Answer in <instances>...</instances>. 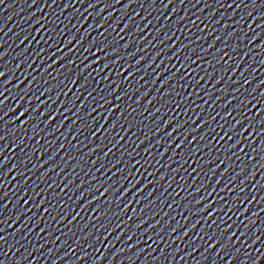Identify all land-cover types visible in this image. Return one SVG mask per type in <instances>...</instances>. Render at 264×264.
<instances>
[{
    "label": "water",
    "instance_id": "95a60500",
    "mask_svg": "<svg viewBox=\"0 0 264 264\" xmlns=\"http://www.w3.org/2000/svg\"><path fill=\"white\" fill-rule=\"evenodd\" d=\"M0 73V264H264V0H0Z\"/></svg>",
    "mask_w": 264,
    "mask_h": 264
},
{
    "label": "snow or ice",
    "instance_id": "6c2138e0",
    "mask_svg": "<svg viewBox=\"0 0 264 264\" xmlns=\"http://www.w3.org/2000/svg\"><path fill=\"white\" fill-rule=\"evenodd\" d=\"M3 75V73H0V76H2ZM165 83H167V81H165ZM122 98V97H121ZM229 103H231V101H229ZM0 106H2V105H0ZM25 111H27V110H25ZM37 111H38V109H37ZM25 113H21V116H23ZM257 115H259V113L257 114ZM50 122V121H49ZM169 123H172V121H169ZM239 123H243V121H240ZM261 124L262 125H264V120H262L261 121ZM180 127H183V125H180ZM201 127H203V125H201ZM205 135H207V134H205ZM204 137H201V139H203ZM234 147V146H233ZM179 169H177V171H178ZM141 191H143V189H141ZM198 203H202V201H200V202H198ZM209 207H211V205H209ZM97 211H99V209H97ZM204 211H207V209H204ZM209 219H211V217H209ZM221 235V237H223L224 236V233H221L220 234ZM228 242H231V236H229L228 237Z\"/></svg>",
    "mask_w": 264,
    "mask_h": 264
}]
</instances>
